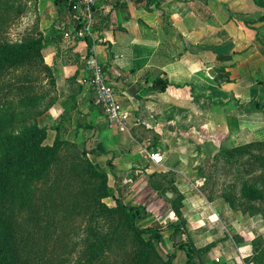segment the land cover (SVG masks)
<instances>
[{
  "label": "crops",
  "instance_id": "obj_1",
  "mask_svg": "<svg viewBox=\"0 0 264 264\" xmlns=\"http://www.w3.org/2000/svg\"><path fill=\"white\" fill-rule=\"evenodd\" d=\"M257 1L97 0L92 37L78 43L61 32L79 24V7L33 3L55 79V103L43 118L52 124L67 113L66 136L77 133L90 159L107 171L113 193L141 207V228L160 227V246L174 253L173 264H185L187 248L207 244L208 251L192 252L196 264H242L251 254L253 228L223 198L205 197L197 166L201 129L224 133L227 147L264 140V109L255 107L264 103V9ZM84 44L127 113L122 130L109 128L93 103L79 56ZM163 175L183 196L186 227L179 235L170 226L174 192L166 191L170 198L160 192ZM227 226L243 240L228 237Z\"/></svg>",
  "mask_w": 264,
  "mask_h": 264
},
{
  "label": "trees",
  "instance_id": "obj_2",
  "mask_svg": "<svg viewBox=\"0 0 264 264\" xmlns=\"http://www.w3.org/2000/svg\"><path fill=\"white\" fill-rule=\"evenodd\" d=\"M62 1L69 7L73 4L72 0ZM257 2L264 9V0ZM44 46L39 31L18 42H0V94L6 98L0 102V124L16 120L15 129L0 135V264H49V248H54L41 244L38 238L52 235L45 225L41 226L42 234L36 226L39 207H52L53 211L61 207L66 222L81 216L85 234L79 264H173L174 253L165 260L159 256L160 227L141 228V207L126 205L120 194H113L107 171L90 159L91 150L66 136L67 113L51 126L39 125L37 118L56 99L55 79L42 55ZM41 72L46 73V86L37 88ZM49 128L55 131L51 144L45 142ZM221 154L233 166L235 176L216 197L223 198L234 211L260 214L264 224V140L226 147ZM236 157H240L237 166L238 159H232ZM157 179L165 182L162 194L174 192L169 202L176 221L170 226L172 233L179 235L186 227L183 196L166 175ZM48 182V189L37 187ZM151 184L155 185L154 180ZM202 192L209 201L215 198L204 188ZM107 198L114 204H107ZM226 235L237 242L243 239L232 226L226 227ZM250 245L251 254L244 261L264 264V237H253ZM178 247L184 248L183 243ZM210 247L187 248L185 264H196L192 252L199 254ZM59 264L69 263L66 259Z\"/></svg>",
  "mask_w": 264,
  "mask_h": 264
},
{
  "label": "rangeland",
  "instance_id": "obj_3",
  "mask_svg": "<svg viewBox=\"0 0 264 264\" xmlns=\"http://www.w3.org/2000/svg\"><path fill=\"white\" fill-rule=\"evenodd\" d=\"M33 3L34 0H0V42H18L25 36L36 33L38 18L35 16ZM37 78V88L46 86V73L41 72ZM5 100V96L0 94V102H4ZM260 108L264 109V103H262ZM45 114L37 118L39 125L51 126L54 124H48L49 122H46V120L43 118ZM10 128H16V120L10 123V125H8L6 122L0 124V135L4 134V132ZM47 132L48 133L45 142L51 144L55 135V131L49 128ZM199 134L200 140L198 151L203 156V160L200 165L197 166V171L201 176L204 177V182L200 188L201 190L204 188L207 193L209 192L213 194V196H215L217 199L216 196L223 190L225 184L229 183L235 176L233 166H230L228 163H226V160L222 156L223 154H221V151L227 147L226 135L221 132L207 134L205 131H202V129ZM69 138L81 145L80 137L77 133L74 136H70ZM238 158L240 157L232 159L237 160ZM239 163L240 162L238 159V162H236L235 165L237 166ZM236 184L239 185V182ZM49 185L50 183L48 182L46 184H40L37 187L41 189H48ZM36 198H38V194L36 195ZM104 201L109 205L114 204L112 198H107ZM61 204H63V202ZM234 212H237L239 216L242 215L245 221L250 225L249 227L253 228L252 230H254V236L261 234L264 236V224L260 214L249 215L242 214L239 211ZM62 216L63 210L61 207H55L54 211L52 207L47 208V210L39 207V210L35 215V219L37 220L36 226L42 234L43 230L41 229V226L45 225L47 231L50 235H52V237H47L44 239L42 236L44 234H42L39 236L38 240L41 244L43 242L46 243L47 247L54 248H49V254L52 256L51 260L48 262L49 264H59V262H64L66 259L67 263L69 264H79L78 261L81 257L84 245L83 237L85 234V223L81 216H74L73 219H70V222H66L64 219H62ZM139 223L141 222L138 221V224ZM254 225L257 228H255ZM144 236L145 238L147 237L146 234ZM55 242H57V245ZM60 244L62 246L59 248ZM160 245L161 244L159 242L157 250L161 259L165 260L170 254H172V252L165 253L164 249ZM175 245L176 244L174 243L172 244L173 249L177 248Z\"/></svg>",
  "mask_w": 264,
  "mask_h": 264
},
{
  "label": "built area",
  "instance_id": "obj_4",
  "mask_svg": "<svg viewBox=\"0 0 264 264\" xmlns=\"http://www.w3.org/2000/svg\"><path fill=\"white\" fill-rule=\"evenodd\" d=\"M72 1V7L81 9L79 24L72 30L61 32V35L68 43H78V41H85L92 37L97 0ZM86 46L84 44L79 49V56L87 75V83L94 94L93 103L102 110L109 128L116 126L122 130L127 124V113L123 111L114 87L107 82L102 65L96 59L94 52H90ZM215 261L219 262V258L216 257ZM242 264L253 263L243 261Z\"/></svg>",
  "mask_w": 264,
  "mask_h": 264
},
{
  "label": "water",
  "instance_id": "obj_5",
  "mask_svg": "<svg viewBox=\"0 0 264 264\" xmlns=\"http://www.w3.org/2000/svg\"><path fill=\"white\" fill-rule=\"evenodd\" d=\"M209 73L210 74H213V71L212 70H209ZM127 92H128V94L132 95V94H134L136 92V88L134 86H132L131 88H129V90ZM171 195H172L171 192H166V196L167 197L170 198Z\"/></svg>",
  "mask_w": 264,
  "mask_h": 264
}]
</instances>
